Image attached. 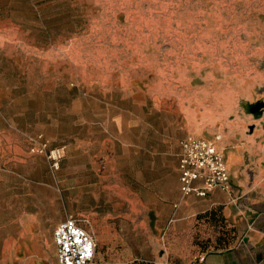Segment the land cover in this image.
<instances>
[{
	"label": "rangeland",
	"instance_id": "obj_1",
	"mask_svg": "<svg viewBox=\"0 0 264 264\" xmlns=\"http://www.w3.org/2000/svg\"><path fill=\"white\" fill-rule=\"evenodd\" d=\"M34 24L10 28L49 58L0 53V122L17 142L25 120L43 130L24 140L27 155L0 157V203L4 190L11 199L21 190L23 204L36 193L55 203L62 160L53 170L39 144L67 146L118 110L155 139V153L159 140L177 148L217 133L225 156L264 155V0H48ZM81 225L93 230L92 220ZM125 251L129 243L114 249Z\"/></svg>",
	"mask_w": 264,
	"mask_h": 264
},
{
	"label": "crops",
	"instance_id": "obj_2",
	"mask_svg": "<svg viewBox=\"0 0 264 264\" xmlns=\"http://www.w3.org/2000/svg\"><path fill=\"white\" fill-rule=\"evenodd\" d=\"M47 1L0 0V53L9 47L25 60L49 58L47 49L29 42V34L10 28L35 26ZM19 35L21 39L15 38ZM5 91L2 86L3 104ZM7 110L2 105L0 117ZM127 117L128 111L118 110L107 121L94 123L92 133L64 146L55 203L36 193L30 197L33 202L23 204L21 190L12 199L3 191L0 264H57L54 230L69 218L83 229L82 220L93 221V230H86L98 245L93 264H131L136 259L146 264H264V155L247 160L245 151L230 149L225 156L221 139L218 148L231 192L214 189L205 197L184 196L178 171L182 140L177 148L159 140L162 152L155 153V139L136 134L139 127L129 126ZM25 122L24 140L42 129ZM50 125L45 122L44 129ZM10 137L0 122L2 160L29 153L27 142ZM126 243L129 252H114L116 245Z\"/></svg>",
	"mask_w": 264,
	"mask_h": 264
},
{
	"label": "built area",
	"instance_id": "obj_3",
	"mask_svg": "<svg viewBox=\"0 0 264 264\" xmlns=\"http://www.w3.org/2000/svg\"><path fill=\"white\" fill-rule=\"evenodd\" d=\"M221 135L211 140L188 138L180 142L179 183L184 196L191 194L205 197L214 189L231 192L230 175L226 167L224 155L218 148ZM39 152L44 155L53 170L58 169L64 157V147H48L39 144ZM199 183L201 187H195ZM57 264H93L96 253L94 236L78 226L69 218L54 230ZM131 264H146L136 259Z\"/></svg>",
	"mask_w": 264,
	"mask_h": 264
}]
</instances>
